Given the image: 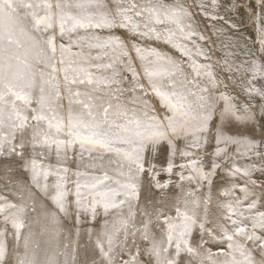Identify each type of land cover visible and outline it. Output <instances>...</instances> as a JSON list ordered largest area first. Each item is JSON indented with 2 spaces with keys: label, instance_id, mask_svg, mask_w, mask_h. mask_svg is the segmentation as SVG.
<instances>
[{
  "label": "snow or ice",
  "instance_id": "snow-or-ice-1",
  "mask_svg": "<svg viewBox=\"0 0 264 264\" xmlns=\"http://www.w3.org/2000/svg\"><path fill=\"white\" fill-rule=\"evenodd\" d=\"M0 173V264H264V0H0Z\"/></svg>",
  "mask_w": 264,
  "mask_h": 264
},
{
  "label": "bare ground",
  "instance_id": "bare-ground-1",
  "mask_svg": "<svg viewBox=\"0 0 264 264\" xmlns=\"http://www.w3.org/2000/svg\"><path fill=\"white\" fill-rule=\"evenodd\" d=\"M250 25L251 24H249L247 29H246V32H248V33L253 32V29L251 28ZM0 175H2V173H0ZM53 179H54L53 177H50V181ZM0 183H2V181H0ZM178 194L179 193H177V192H173L168 197H161L160 198V199L164 200V203L161 205H158V206L162 207L164 209L165 214L175 215L174 208H173V205L175 204L174 197ZM218 199H223V198L219 197L218 194L214 193L213 203L210 206V210H209V218L210 219L215 218L219 214V209L216 206V200H218ZM201 211H202V209H201ZM100 223H102V219H101ZM97 227H99V225H97ZM254 255L256 256L257 260L260 259V255H259L258 251L255 252Z\"/></svg>",
  "mask_w": 264,
  "mask_h": 264
},
{
  "label": "rangeland",
  "instance_id": "rangeland-1",
  "mask_svg": "<svg viewBox=\"0 0 264 264\" xmlns=\"http://www.w3.org/2000/svg\"><path fill=\"white\" fill-rule=\"evenodd\" d=\"M250 26H251L252 29H254V25L253 24H251Z\"/></svg>",
  "mask_w": 264,
  "mask_h": 264
}]
</instances>
